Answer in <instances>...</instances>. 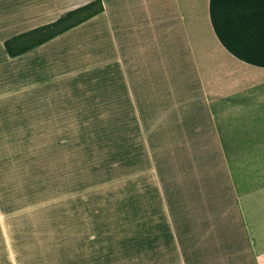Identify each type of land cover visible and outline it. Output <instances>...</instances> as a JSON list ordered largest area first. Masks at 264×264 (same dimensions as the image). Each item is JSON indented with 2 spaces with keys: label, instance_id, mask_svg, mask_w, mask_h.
<instances>
[{
  "label": "crops",
  "instance_id": "1",
  "mask_svg": "<svg viewBox=\"0 0 264 264\" xmlns=\"http://www.w3.org/2000/svg\"><path fill=\"white\" fill-rule=\"evenodd\" d=\"M92 1L0 0V127L95 128L114 164L0 194V264H264V0H102L7 54Z\"/></svg>",
  "mask_w": 264,
  "mask_h": 264
},
{
  "label": "rangeland",
  "instance_id": "2",
  "mask_svg": "<svg viewBox=\"0 0 264 264\" xmlns=\"http://www.w3.org/2000/svg\"><path fill=\"white\" fill-rule=\"evenodd\" d=\"M20 117L27 135L0 127V194L32 183L112 181L113 160L97 151L95 128L72 127L67 136L54 134L50 141L36 142L31 140L32 121L26 114Z\"/></svg>",
  "mask_w": 264,
  "mask_h": 264
},
{
  "label": "trees",
  "instance_id": "3",
  "mask_svg": "<svg viewBox=\"0 0 264 264\" xmlns=\"http://www.w3.org/2000/svg\"><path fill=\"white\" fill-rule=\"evenodd\" d=\"M101 11H103L102 0H94L86 5L68 11L54 22L7 39L4 42L6 52L10 57L20 55Z\"/></svg>",
  "mask_w": 264,
  "mask_h": 264
}]
</instances>
